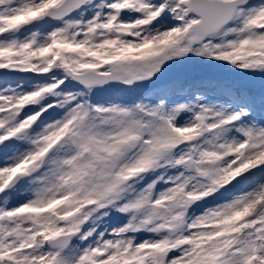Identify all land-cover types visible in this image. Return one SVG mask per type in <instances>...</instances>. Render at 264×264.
<instances>
[{
  "label": "snow or ice",
  "instance_id": "snow-or-ice-1",
  "mask_svg": "<svg viewBox=\"0 0 264 264\" xmlns=\"http://www.w3.org/2000/svg\"><path fill=\"white\" fill-rule=\"evenodd\" d=\"M0 264H264V0H0Z\"/></svg>",
  "mask_w": 264,
  "mask_h": 264
},
{
  "label": "rangeland",
  "instance_id": "rangeland-1",
  "mask_svg": "<svg viewBox=\"0 0 264 264\" xmlns=\"http://www.w3.org/2000/svg\"><path fill=\"white\" fill-rule=\"evenodd\" d=\"M202 70L201 67L194 62L180 66L177 69H174L176 72H197Z\"/></svg>",
  "mask_w": 264,
  "mask_h": 264
},
{
  "label": "water",
  "instance_id": "water-1",
  "mask_svg": "<svg viewBox=\"0 0 264 264\" xmlns=\"http://www.w3.org/2000/svg\"><path fill=\"white\" fill-rule=\"evenodd\" d=\"M145 87H148V85H145Z\"/></svg>",
  "mask_w": 264,
  "mask_h": 264
}]
</instances>
